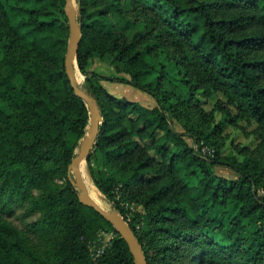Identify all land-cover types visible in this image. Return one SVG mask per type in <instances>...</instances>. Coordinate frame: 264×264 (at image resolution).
Wrapping results in <instances>:
<instances>
[{"label": "trees", "instance_id": "16d2710c", "mask_svg": "<svg viewBox=\"0 0 264 264\" xmlns=\"http://www.w3.org/2000/svg\"><path fill=\"white\" fill-rule=\"evenodd\" d=\"M76 1L82 86L103 116L87 160L100 156L94 182L133 228L148 264H264V0ZM64 6L0 0V264H136L68 177L90 111L65 68ZM95 53L110 54L128 76L91 70ZM103 79L139 87L156 104L116 96ZM218 93L235 114L219 97L206 107ZM218 111L233 122L253 119L254 145L231 140L225 151ZM217 164L237 176L218 174ZM228 204L235 212L225 223L214 210ZM101 230L114 235L94 256L89 242Z\"/></svg>", "mask_w": 264, "mask_h": 264}, {"label": "rangeland", "instance_id": "374dc122", "mask_svg": "<svg viewBox=\"0 0 264 264\" xmlns=\"http://www.w3.org/2000/svg\"><path fill=\"white\" fill-rule=\"evenodd\" d=\"M72 6L78 11V4L76 0L72 1ZM113 19L117 23L119 28L123 27L124 23L121 18H119L118 16H114ZM117 66L119 67L121 66L120 68H122L121 64H118L112 60V56L110 54L100 56L97 53H95L90 58L89 61V68L91 70L96 71L97 73L99 72L101 74L114 76L117 78H123L124 76H128V74L124 72L122 69L121 70L117 69ZM77 78L80 83L83 82L85 78L84 74L78 68H77ZM101 82L104 84V86L108 91L115 94L116 96H121V97L124 96L130 100L138 101L139 103L145 106H152L153 104H156V99L153 95L130 83L117 81V80H110V79H103ZM167 87L170 89H174L177 92H180L184 88V87L180 88L178 86H175V84H169ZM217 97L221 98L224 101V103L229 107L232 114H235L236 112L235 107L227 103L226 97L222 93H218L214 97L205 98L206 107L211 108ZM168 116L169 119L172 121V124L176 128V130L184 131L183 121L173 117L171 114H169ZM216 119L224 120L223 131L224 133H227L229 138L228 143L226 144V147L224 149L225 151L230 150L231 147L233 146V144H231L232 142L230 143L231 140L235 141V143H241V144L247 143L250 145H254L256 141L255 133H254L256 122L253 119L248 120L244 118L243 119L239 118L236 120V122H233V120H230L227 117L223 119V116L219 111L216 113ZM186 139L190 142V144L194 146L195 150L200 151V147L198 143L195 142L192 137L186 135ZM101 167H102V163L99 155L96 159L92 161H88L87 159H84L81 161L79 165V168L83 173V176L86 180L89 189H91L92 186H94L98 190L99 200H100L99 204H101L105 209L109 211L117 210V208L114 206V203L110 199H108L107 196L102 191H100V189L97 187V185L94 182L93 174H96ZM214 167L216 172L220 175L227 176L229 178L237 176L236 172L227 165L217 164ZM133 208L138 210L140 208V205L133 204ZM234 212L235 209L231 204H228L226 206H218L214 210L215 214L223 217L225 223L228 222L230 216ZM13 221L20 226L24 225L22 219L18 215L14 217ZM113 235L114 234L109 231H104V230L99 231L97 239L89 242V247L92 254L94 256H97L108 244H110Z\"/></svg>", "mask_w": 264, "mask_h": 264}, {"label": "water", "instance_id": "95a60500", "mask_svg": "<svg viewBox=\"0 0 264 264\" xmlns=\"http://www.w3.org/2000/svg\"><path fill=\"white\" fill-rule=\"evenodd\" d=\"M72 1L73 0H65L64 6L70 30L67 53L65 56V68L75 93L81 96L89 106L90 120L87 132L80 140L79 146L77 148V154L73 157L69 164L68 177L72 184L77 188L80 201L95 208L100 214H102L113 224L115 230L119 232L121 236L127 241L129 248L135 258L136 264H148L142 245L129 222L124 218L121 212L117 210L109 211L93 198L83 173L79 168L81 161L87 159L95 143L97 134L99 132V124L102 121L103 116L96 99L87 93V91L82 86L83 82L80 83L77 78V68L79 69L77 64V51L81 41L82 33L81 26L77 19L79 8L77 11L72 6Z\"/></svg>", "mask_w": 264, "mask_h": 264}, {"label": "bare ground", "instance_id": "6f19581e", "mask_svg": "<svg viewBox=\"0 0 264 264\" xmlns=\"http://www.w3.org/2000/svg\"><path fill=\"white\" fill-rule=\"evenodd\" d=\"M90 190L91 195L93 196V198L99 203V193L98 190L96 189V187L92 186Z\"/></svg>", "mask_w": 264, "mask_h": 264}, {"label": "built area", "instance_id": "2783aa9c", "mask_svg": "<svg viewBox=\"0 0 264 264\" xmlns=\"http://www.w3.org/2000/svg\"><path fill=\"white\" fill-rule=\"evenodd\" d=\"M207 146H204L203 148H202V150L204 151V152H209V153H211L212 152V150L210 149V148H208Z\"/></svg>", "mask_w": 264, "mask_h": 264}, {"label": "crops", "instance_id": "0c3cea01", "mask_svg": "<svg viewBox=\"0 0 264 264\" xmlns=\"http://www.w3.org/2000/svg\"><path fill=\"white\" fill-rule=\"evenodd\" d=\"M102 84H103V83H102ZM103 85H104V84H103ZM153 105H155V104H153ZM153 105H152V106H153Z\"/></svg>", "mask_w": 264, "mask_h": 264}]
</instances>
